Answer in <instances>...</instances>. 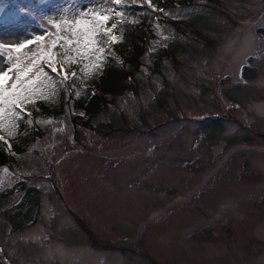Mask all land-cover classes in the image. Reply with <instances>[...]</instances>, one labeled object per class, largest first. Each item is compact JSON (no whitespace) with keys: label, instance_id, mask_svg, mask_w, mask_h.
Listing matches in <instances>:
<instances>
[{"label":"rangeland","instance_id":"374dc122","mask_svg":"<svg viewBox=\"0 0 264 264\" xmlns=\"http://www.w3.org/2000/svg\"><path fill=\"white\" fill-rule=\"evenodd\" d=\"M72 1L0 0V43L25 44L0 50L5 86L10 62L54 60L93 12L119 40L114 0ZM208 1L172 16L197 18L209 46L190 40L164 77L108 107L93 123L105 134L51 120L24 167L1 171L4 208L22 183L40 202L21 231L0 215V264H264V0ZM212 119L221 129L204 128Z\"/></svg>","mask_w":264,"mask_h":264},{"label":"trees","instance_id":"16d2710c","mask_svg":"<svg viewBox=\"0 0 264 264\" xmlns=\"http://www.w3.org/2000/svg\"><path fill=\"white\" fill-rule=\"evenodd\" d=\"M64 1L67 7L71 3V0ZM197 1L120 0L117 5L120 22L116 24L119 40L108 42V37L104 35L98 38L99 47L103 49V58L100 60V53H87L82 49L83 34L79 33L75 35L78 37L70 40L72 43L69 45L62 42L56 44L54 60L31 58L27 65L31 71L27 75L10 62L12 75L4 91L16 84L26 94L20 96L22 111L16 109L20 113L16 119H8L10 107L7 95L3 104L5 112L0 122V136L3 137L0 140V173L2 170L14 171L24 167V164H20L21 157L36 141L46 136L51 120H63L72 128L82 127L105 134L106 131L100 128L102 124L95 126L93 123L108 107L115 106L116 101L126 95L139 93L146 81L156 75L164 77V71L169 66L167 62L175 68L179 59L189 50L191 41L199 40L204 47H208L209 38L203 35L200 24H196L197 18L172 16L175 11L196 6ZM203 1L208 8L213 9L210 1ZM103 28L101 26V33ZM165 29L170 33V38L163 42L161 36ZM78 39L81 44L76 43ZM31 47L35 46L28 47L16 56H22ZM82 52L85 54L82 55ZM43 63L55 66V73L43 67ZM60 66L64 69L63 75ZM246 70L244 67V73ZM17 76L20 77L19 81ZM25 96L27 99H24ZM158 104L160 107L165 105L162 99H158ZM72 107L82 111L85 117H71L69 111ZM209 123L204 128L212 131L222 127V123L217 120ZM20 188L24 192L23 198L16 206L4 208L12 197L11 190L0 195L1 218L3 213L10 212L12 229L16 231H21L27 220L32 221L30 214L34 213L40 202L35 188H27L24 183Z\"/></svg>","mask_w":264,"mask_h":264},{"label":"snow or ice","instance_id":"6c2138e0","mask_svg":"<svg viewBox=\"0 0 264 264\" xmlns=\"http://www.w3.org/2000/svg\"><path fill=\"white\" fill-rule=\"evenodd\" d=\"M114 3L119 4L120 0H114ZM94 17V22H89L91 26H84L83 27V42L81 44V41L78 39L76 43L81 44L82 49L86 50L87 53H93V52H98L101 55L98 57V60L103 58V49L99 47V37L101 35L108 36L111 32V29L104 28L103 33H101L100 28L101 26H104L108 23L110 17L107 14H100L93 12L92 13ZM67 23V21H65ZM77 25H81L82 21H75ZM57 28L60 27L59 24L55 25ZM71 27V25H69ZM116 25H112V28H115ZM81 29L78 27L76 29V32L79 33ZM113 41L115 40V37H111ZM39 39V38H38ZM28 43H31L29 41ZM72 41H69V44H71ZM25 47V44H17V45H6L3 43H0V50L8 48L10 51H16L19 52L21 49ZM82 55L85 54V52L81 53ZM52 71L55 72L56 68L53 67ZM24 75H27V73H23ZM8 77L4 73H0V120H2L5 112V108L3 107L6 95H7V103L10 107V112L8 119L13 120L16 119L20 113L16 111L17 108H21V104L23 101L20 99V93L16 91L17 85L13 84L12 85V91L8 92L7 94L4 91V86H5V80H7ZM16 79L19 81L20 77L17 76ZM24 99H27V96L24 97ZM22 111V108H21ZM2 126V124H0ZM3 137L0 136V140H2Z\"/></svg>","mask_w":264,"mask_h":264}]
</instances>
